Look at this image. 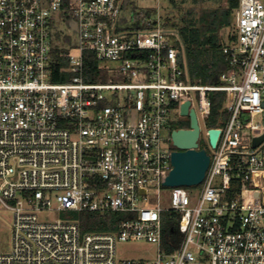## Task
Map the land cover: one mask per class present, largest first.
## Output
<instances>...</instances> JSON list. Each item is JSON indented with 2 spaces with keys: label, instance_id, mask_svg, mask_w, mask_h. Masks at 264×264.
<instances>
[{
  "label": "built area",
  "instance_id": "1",
  "mask_svg": "<svg viewBox=\"0 0 264 264\" xmlns=\"http://www.w3.org/2000/svg\"><path fill=\"white\" fill-rule=\"evenodd\" d=\"M65 1L0 0V211L13 216L0 264H264V142L253 145L264 135V0H240L221 86L190 82L180 34L158 11L137 29L124 0ZM57 48L65 82L54 81ZM87 52L97 82L85 79ZM213 92L225 93L228 113L212 127L221 131L215 148L205 124ZM187 101L210 166L194 202L187 187H172L164 210L172 125ZM51 211L126 219L83 233L74 218L49 220ZM139 241L156 246L154 259L118 257L120 243Z\"/></svg>",
  "mask_w": 264,
  "mask_h": 264
},
{
  "label": "trees",
  "instance_id": "2",
  "mask_svg": "<svg viewBox=\"0 0 264 264\" xmlns=\"http://www.w3.org/2000/svg\"><path fill=\"white\" fill-rule=\"evenodd\" d=\"M175 8L179 7L177 0H167ZM67 2V0L65 1ZM186 2V1H182ZM240 0H189L192 5L179 17L167 13L163 16L164 24L168 28L176 29L182 39L183 53L185 56L189 80L193 84L221 86V75L228 69V62L223 53V47L234 40L233 15L239 7ZM131 0H124L123 10L133 9ZM151 10L136 13V28L139 22L151 15ZM70 21V16H64ZM230 30L228 40L223 39V33ZM60 38V36H58ZM60 49L54 51L58 59L56 67L57 76L55 82H65L66 76L59 75V69L66 65V60L60 57ZM99 64L93 53L85 54V79L88 82L100 80ZM212 108L209 126L222 127L228 117L224 109L225 93L213 92L210 94ZM184 128V127H182ZM240 187L232 185L230 195L234 197ZM74 219L78 220L83 233L112 232L117 230L119 224L126 216L118 212L100 213H73ZM175 224V223H173ZM171 226L164 227V247L166 237L172 236ZM175 226V225H173Z\"/></svg>",
  "mask_w": 264,
  "mask_h": 264
},
{
  "label": "rangeland",
  "instance_id": "3",
  "mask_svg": "<svg viewBox=\"0 0 264 264\" xmlns=\"http://www.w3.org/2000/svg\"><path fill=\"white\" fill-rule=\"evenodd\" d=\"M183 0H177L179 3L180 10L178 8H175L167 0H131V2L134 4L133 9H128L123 12V15L126 18H130L133 11L136 13L139 12H146V11H158L162 16H164L167 13H170L174 16H180L181 14L185 13L192 5H190L189 0L185 3L182 2ZM151 12V13H152ZM233 25H235V17L233 15ZM62 32L67 33V29L64 26H60ZM231 33L230 30H226L223 33V39L225 41L228 40V35ZM177 122H175L172 125V130H179L184 128H190V118L189 116H176ZM209 117H205V124L207 127L209 126ZM262 118L257 117L255 119V123H261ZM199 144L203 149H206L209 156L212 155V151L205 139L204 133H200L199 137ZM173 149L177 150L176 147H173ZM189 197L192 202H194L199 194L202 191V185L197 186H191L186 188ZM172 187H166L162 186L160 190V205L164 210H168L172 206ZM156 203V197L153 196L152 203ZM48 218L51 221H56L60 219H66L71 218L73 219V214L66 215L65 213L58 212V211H51L48 213ZM164 223L165 226H169L170 222L172 221L171 216H169V213L164 214ZM12 223H13V216L11 211H0V252L2 253H8L11 251L12 246ZM118 257L120 259H135V260H148V259H154L156 257L157 248L152 243L148 242H123L120 243L117 247Z\"/></svg>",
  "mask_w": 264,
  "mask_h": 264
},
{
  "label": "water",
  "instance_id": "4",
  "mask_svg": "<svg viewBox=\"0 0 264 264\" xmlns=\"http://www.w3.org/2000/svg\"><path fill=\"white\" fill-rule=\"evenodd\" d=\"M181 61V55H179ZM190 101L181 107V115L189 116L190 128L179 129L172 132L173 145L177 148L172 153V170L163 181L166 187H191L200 185L210 166V156L206 149L198 150V140L203 123L199 124L196 112H189ZM220 129L212 128L208 131V140L211 148H215L219 139ZM264 142V135L254 140V147ZM259 193L255 192V196Z\"/></svg>",
  "mask_w": 264,
  "mask_h": 264
},
{
  "label": "flooded vegetation",
  "instance_id": "5",
  "mask_svg": "<svg viewBox=\"0 0 264 264\" xmlns=\"http://www.w3.org/2000/svg\"><path fill=\"white\" fill-rule=\"evenodd\" d=\"M182 129H189V128H182Z\"/></svg>",
  "mask_w": 264,
  "mask_h": 264
}]
</instances>
